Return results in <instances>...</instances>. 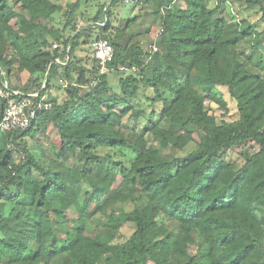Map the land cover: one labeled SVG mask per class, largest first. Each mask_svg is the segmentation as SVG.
<instances>
[{
    "label": "trees",
    "instance_id": "trees-1",
    "mask_svg": "<svg viewBox=\"0 0 264 264\" xmlns=\"http://www.w3.org/2000/svg\"><path fill=\"white\" fill-rule=\"evenodd\" d=\"M83 1L0 0V85L21 100L58 77L64 92L28 128L0 130V264H264V74L248 66L255 52L264 62V33L222 16L228 0H140L161 19L149 54L133 35L122 43L138 17L115 24L120 0L74 27ZM246 2L264 19V0ZM99 38L115 51L103 74ZM86 44L90 65L76 59ZM126 117L142 132L127 137Z\"/></svg>",
    "mask_w": 264,
    "mask_h": 264
},
{
    "label": "rangeland",
    "instance_id": "rangeland-1",
    "mask_svg": "<svg viewBox=\"0 0 264 264\" xmlns=\"http://www.w3.org/2000/svg\"><path fill=\"white\" fill-rule=\"evenodd\" d=\"M59 3L64 9H69L71 6V3H73L76 0H53ZM111 0H84L79 8V10L76 11V13L73 16V23L74 27H78L79 29H83L85 26H92L93 22L91 21V18L94 14H96L97 10L100 6L108 5ZM210 5L214 6L216 5V0H210ZM12 3V2H11ZM181 4L182 6H185V3L183 0L176 1L175 4ZM112 8V6H111ZM114 14H116V17L121 18H113L115 24L119 25L125 22V20L122 19L124 17L125 19H128L130 17H133L137 15L138 20L132 30H130L127 35L122 39V43H124L127 39V36L133 35L131 38L133 41L141 40L143 46L147 50L152 44L156 43L157 38L159 37L160 31H161V19L159 16H156L152 14V7L150 6H142L140 5H133L126 0H120L113 6ZM63 10L61 13L56 12L54 13V20L52 21L53 24L60 30L63 29L64 23L66 20V17ZM221 15L228 18L232 21H239L242 18L247 19L251 26L256 29L257 31H260L261 33H264V19L262 17V12L259 10V7L256 5H250L246 2V0H228V3L222 7ZM121 19V20H120ZM238 23V22H236ZM99 29L95 26L91 28V33H98ZM73 33L72 28H68L65 30V36L70 35ZM47 38H49L51 41V37L49 35H46ZM33 37H30L32 39ZM254 40L253 36H249L245 38L242 42H240V49L249 53L251 49L253 50L254 46ZM84 50V51H83ZM83 50H80L77 52V58L82 57V62L86 65H90V55L92 54V49L90 44H86L85 48ZM254 51V50H253ZM89 55V56H88ZM259 56L260 52L254 53V59L252 60L251 64L248 65L250 70L256 71L257 73L261 72L264 74V62H259ZM89 57V58H88ZM90 67V66H89ZM14 73L11 75L12 81L15 84L22 85L26 82L27 78L25 74H19L16 68H14ZM73 69V74L76 77L77 71ZM61 72V71H60ZM27 73V72H26ZM123 73V72H122ZM116 74V73H115ZM114 73L110 74L111 84L116 85L117 79L116 75ZM54 81H56L57 85L55 86H49L47 89V94L45 95V98L47 99L48 95L52 97H56L58 100H63L64 98V92L63 88L59 86L63 82L59 81L58 77L52 78ZM64 81H66L64 79ZM55 83V84H56ZM230 107L233 108V103L230 100ZM125 133L127 137H132L134 133L136 132H142L144 129V122L131 118L126 117L125 119ZM47 133L51 137H57V131L54 128L53 125L49 124L47 128ZM149 137H151L149 135ZM28 139V145L34 146V143L31 138ZM151 139V138H150ZM33 149V148H32ZM37 152L41 154L42 152L38 149ZM48 160H46V163ZM73 215V213H71ZM132 227H134L133 223L126 224L125 227L122 229V235L124 237H129L132 233Z\"/></svg>",
    "mask_w": 264,
    "mask_h": 264
},
{
    "label": "built area",
    "instance_id": "built-area-1",
    "mask_svg": "<svg viewBox=\"0 0 264 264\" xmlns=\"http://www.w3.org/2000/svg\"><path fill=\"white\" fill-rule=\"evenodd\" d=\"M129 3H137L140 0H126ZM54 47H58L57 44ZM93 53L100 67V73L108 71V64L113 61L115 56L114 47L107 39H96L93 44ZM158 50L156 43L152 44L146 51L153 54ZM67 52L70 51L68 47ZM58 61V60H57ZM124 71H129L128 67H120ZM4 87L0 85V98L6 101L5 110L0 118V130L8 131L13 129H26L37 116V112L44 108H49L50 103H46L45 96H40L39 92L31 93L25 98L18 100L15 98L20 92L8 87V82H4ZM67 86V82L63 84ZM45 87V86H43Z\"/></svg>",
    "mask_w": 264,
    "mask_h": 264
},
{
    "label": "crops",
    "instance_id": "crops-1",
    "mask_svg": "<svg viewBox=\"0 0 264 264\" xmlns=\"http://www.w3.org/2000/svg\"><path fill=\"white\" fill-rule=\"evenodd\" d=\"M121 18V17H120ZM124 18V17H123ZM141 41V40H140ZM142 42V41H141Z\"/></svg>",
    "mask_w": 264,
    "mask_h": 264
}]
</instances>
